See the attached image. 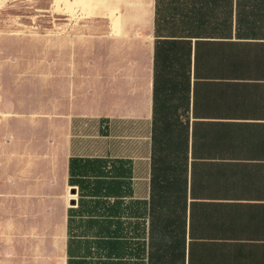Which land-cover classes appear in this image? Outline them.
<instances>
[{
  "label": "crops",
  "instance_id": "crops-1",
  "mask_svg": "<svg viewBox=\"0 0 264 264\" xmlns=\"http://www.w3.org/2000/svg\"><path fill=\"white\" fill-rule=\"evenodd\" d=\"M0 0V264H264V23L208 0Z\"/></svg>",
  "mask_w": 264,
  "mask_h": 264
},
{
  "label": "trees",
  "instance_id": "trees-1",
  "mask_svg": "<svg viewBox=\"0 0 264 264\" xmlns=\"http://www.w3.org/2000/svg\"><path fill=\"white\" fill-rule=\"evenodd\" d=\"M213 10L218 6L222 10V23H233L236 11L238 25L264 23V0H208Z\"/></svg>",
  "mask_w": 264,
  "mask_h": 264
},
{
  "label": "rangeland",
  "instance_id": "rangeland-1",
  "mask_svg": "<svg viewBox=\"0 0 264 264\" xmlns=\"http://www.w3.org/2000/svg\"><path fill=\"white\" fill-rule=\"evenodd\" d=\"M23 1L24 2H22V5H20L18 2L19 6H16V10H18V8H21L23 6L32 9L33 16L31 17V19L33 22H36V16L34 11H37L39 8L46 9L48 11L47 23L49 25L54 24L55 22L54 11H55L56 0H23Z\"/></svg>",
  "mask_w": 264,
  "mask_h": 264
}]
</instances>
